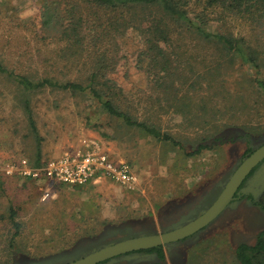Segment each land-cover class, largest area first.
Listing matches in <instances>:
<instances>
[{
    "label": "rangeland",
    "instance_id": "374dc122",
    "mask_svg": "<svg viewBox=\"0 0 264 264\" xmlns=\"http://www.w3.org/2000/svg\"><path fill=\"white\" fill-rule=\"evenodd\" d=\"M44 1L0 0V61L17 73L43 74L45 59L55 55L59 46L58 43L45 44L41 18ZM125 14L130 21L131 14ZM233 25L236 33L252 39L254 46H258L259 41L264 43V37L257 40L255 36L260 30L253 32L246 21L241 19ZM120 36V61L113 76L124 87L127 102L139 109L140 117L149 115L181 144L174 145L128 127L112 117L92 95L54 87L25 93L16 80L0 73V264H33L65 251L76 257L80 241L95 239L93 237L102 235L108 226H117L125 238L161 231V223L176 207L202 199L206 192L207 203L213 199L216 191L209 192L210 186L231 174L247 147L236 129L254 136L264 134V94L258 93L257 85L243 83L241 74L258 75L257 70L250 64L239 66L235 76L229 78L228 89L257 91L252 98H260L259 105L252 111H239L238 120L220 119L215 135H223V139L213 148L188 155L216 128L207 127V123L200 127L192 124L188 116L175 112V108L161 109L160 105L166 107L168 103L159 101L160 96L164 99L162 88L148 72V59L142 54L146 49L144 36L139 28L127 24L121 26ZM206 43L186 34L184 41L179 42L181 47L177 45L180 54L175 57L202 72L207 67V59L214 60L215 53L214 47ZM236 82H239L238 87ZM197 86L207 94V80ZM25 95L31 99L42 138V164H36L37 143L22 104ZM231 133H234L232 137ZM95 148L125 159L135 172V182L128 185L104 178L76 186L48 184L45 177L34 179L18 171L23 159L32 168L40 167L69 150ZM46 189L52 194L45 200ZM260 194L258 192V198ZM11 206L17 209L22 223L16 239L12 238L15 226L9 219ZM225 210L208 232L204 231L198 240L179 249L184 260L178 264H238L235 253L238 241L253 242V233L257 230L246 225L248 220L243 210L238 213H227L229 208ZM180 221L182 218L173 222ZM126 223L134 228L125 230ZM141 225L151 228L150 231ZM141 261L140 255H136L135 262L130 264ZM168 264H172L170 260Z\"/></svg>",
    "mask_w": 264,
    "mask_h": 264
},
{
    "label": "trees",
    "instance_id": "16d2710c",
    "mask_svg": "<svg viewBox=\"0 0 264 264\" xmlns=\"http://www.w3.org/2000/svg\"><path fill=\"white\" fill-rule=\"evenodd\" d=\"M42 11L45 44H59L55 55L45 59L44 73H17L3 61H0V73L16 80L25 93L54 87L92 95L112 117L128 127L180 145L181 141L175 135L164 131L149 115L139 116V109L127 102L124 87L113 76L120 61L121 26H135L145 38L146 49L142 54L144 59H148V72L162 88L164 99L160 96L159 101L168 103L166 107L160 105L161 109L169 111L175 108V112L188 116L192 124L200 127L207 123V127L216 128L213 133H207V137L198 143V148L188 155L213 148L223 139V135H215L220 119L238 120L239 111H252L259 105L260 98L253 99V93L257 91L228 89L229 78L235 76L239 66L250 64L256 68L258 75L241 72L242 80L245 84L257 85L258 93L264 94V77H259L264 75V43L259 41L258 46H254L253 40L236 33L233 25L242 19L253 28V32L259 29L260 33L256 32L255 36L257 40L262 39L264 0H45ZM125 12L131 14L130 21L126 19ZM186 34L206 41L207 46L215 49L214 60L209 62L207 59V67L202 72L175 57V54H180L177 45L181 47L179 42L184 41ZM205 80L207 94L197 86ZM220 95L224 98L221 99ZM22 104L37 143L36 164H42V138L31 99L25 95ZM248 135L252 136V133L242 134ZM252 151V147L247 149V152ZM258 199L264 208V191ZM9 219L15 226L12 238L16 239L21 233L22 223L14 206L10 207ZM11 245L15 246L14 243ZM147 250H157L161 257L166 255L163 245ZM235 253L238 264H264V230L256 242L240 243Z\"/></svg>",
    "mask_w": 264,
    "mask_h": 264
},
{
    "label": "flooded vegetation",
    "instance_id": "af4514ba",
    "mask_svg": "<svg viewBox=\"0 0 264 264\" xmlns=\"http://www.w3.org/2000/svg\"><path fill=\"white\" fill-rule=\"evenodd\" d=\"M244 139L247 142V147L244 150L243 155L236 161L234 164V167L232 168L231 174L224 178L221 179L214 184L210 186L209 192L211 191H216L215 196L213 199H211L210 202L207 203V192L203 195L202 199H197L196 201H189L186 204H181L180 206L176 207L172 211H170L169 215L166 217L164 220L165 222L161 223L162 230H154L155 232L152 233H146L142 235H149L153 233H162L165 231H170L173 229H176L180 226H183L185 224H188L189 222L193 221L194 219L198 218L201 214H203L206 210H208L214 202L218 199L220 194L223 192L225 189L229 179L231 176L234 174L236 169L242 164V162L249 156L251 155L255 150H257L259 147L264 145V134L262 135H252V136H239V139ZM249 147L253 148L252 152H247V149ZM264 165V158L261 160L254 168L253 170L248 174L246 177L247 181L239 187L237 192L235 193V199L230 202V204L226 207L229 208L230 210L227 213H235L240 210H243V212L247 216V223L246 225L248 227H251V225L254 227V229L257 230L256 233L254 234L255 240L253 242L247 240H239L237 243V246L242 243V242H248V243H254L257 240L258 235L260 234L261 231L264 230V208L259 204V199L257 197L258 190L254 192L253 190L250 191H244V188H247L250 185V180L255 176V173L261 169V167ZM254 171V172H253ZM253 172V173H252ZM243 186V188H241ZM261 195V194H260ZM208 204V205H207ZM232 205V206H231ZM225 210V209H224ZM224 210L210 223L202 227L201 229L197 230L193 234H190L184 238H181L179 240L175 241H170L163 245L164 250H165V257H161L158 254L157 250H147L150 248H145V249H140V250H134L122 254H118L116 256L107 258L105 260L99 261L98 263L95 264H130L132 262H135L136 260V255H140L142 258V261L140 264H168V260L171 261L172 264H178L179 261L181 263L184 260L183 253L181 250H179L181 247H187L188 244H190L192 241L198 240L199 237L202 235L204 231L210 229V227L213 225L214 221L218 219L222 213H224ZM226 211V210H225ZM172 212V213H171ZM179 218H182V221L179 222H173L175 220H178ZM178 223V224H177ZM134 228V226L130 223L124 224L123 228L125 230H130ZM142 228L145 229H151V228H146L144 225H141ZM122 228V229H123ZM120 230L117 228V226H108L104 230V233L102 235H95L93 238L95 239H83L78 243V248L79 251L77 252V255L75 257V260L82 258L83 256H86L92 252L98 251L104 247H107L109 245H112L114 243L126 240L128 238H133L141 235H136V236H130V237H123L125 236L122 232H119ZM150 231V230H148ZM98 236V237H97ZM160 246V245H158ZM156 247V246H155ZM189 247V246H188ZM152 248V247H151ZM156 255L157 257L154 258ZM152 256V257H151ZM151 257V258H150ZM176 257H179L176 259ZM115 260V261H114ZM112 262V263H111ZM16 264V263H15ZM58 264H66V262H60Z\"/></svg>",
    "mask_w": 264,
    "mask_h": 264
},
{
    "label": "water",
    "instance_id": "95a60500",
    "mask_svg": "<svg viewBox=\"0 0 264 264\" xmlns=\"http://www.w3.org/2000/svg\"><path fill=\"white\" fill-rule=\"evenodd\" d=\"M235 132L237 135L245 134V131L242 129H236ZM233 134L234 133H231L230 136L232 137ZM263 158L264 145L249 155L236 169L234 174L229 179L225 189L214 202V204L198 218L194 219L188 224L162 233H153L149 235L128 238L126 240L104 247L98 251L92 252L77 260L74 259L75 255L72 252L65 251L41 260H36L33 262V264H54L61 261H68L66 264H95L118 254L151 248L170 241L179 240L190 234H193L197 230L213 221L224 209H226L230 202L235 199V193L244 182L248 174L261 160H263ZM249 182L250 185L247 188H244V191L253 190L256 192V190H258L259 193L264 191V165Z\"/></svg>",
    "mask_w": 264,
    "mask_h": 264
},
{
    "label": "built area",
    "instance_id": "2783aa9c",
    "mask_svg": "<svg viewBox=\"0 0 264 264\" xmlns=\"http://www.w3.org/2000/svg\"><path fill=\"white\" fill-rule=\"evenodd\" d=\"M20 166L19 172L26 176L32 175L34 179L45 177V183L48 184L76 186L112 178L122 184L132 185L136 180L135 172L125 159L116 158L107 151L96 148L69 150L40 167L32 168L23 159ZM51 194V190L46 189L43 198L46 200Z\"/></svg>",
    "mask_w": 264,
    "mask_h": 264
}]
</instances>
